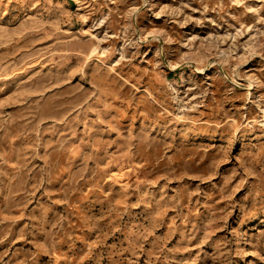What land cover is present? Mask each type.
<instances>
[{
  "label": "rangeland",
  "instance_id": "obj_1",
  "mask_svg": "<svg viewBox=\"0 0 264 264\" xmlns=\"http://www.w3.org/2000/svg\"><path fill=\"white\" fill-rule=\"evenodd\" d=\"M0 264H264V0H0Z\"/></svg>",
  "mask_w": 264,
  "mask_h": 264
}]
</instances>
